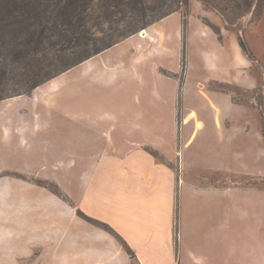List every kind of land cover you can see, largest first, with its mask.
<instances>
[{
	"label": "crops",
	"instance_id": "1",
	"mask_svg": "<svg viewBox=\"0 0 264 264\" xmlns=\"http://www.w3.org/2000/svg\"><path fill=\"white\" fill-rule=\"evenodd\" d=\"M171 16L0 104V264H264V214H236V204L184 214L183 201L186 157L202 134L244 177L263 164L260 108L201 85L252 91L264 72L239 37L222 40L200 22L201 66L186 52L181 79L184 40L180 25L168 33ZM258 40L259 51L250 44L264 65V32ZM195 98L203 108L187 113ZM202 188L243 186L218 177Z\"/></svg>",
	"mask_w": 264,
	"mask_h": 264
},
{
	"label": "rangeland",
	"instance_id": "2",
	"mask_svg": "<svg viewBox=\"0 0 264 264\" xmlns=\"http://www.w3.org/2000/svg\"><path fill=\"white\" fill-rule=\"evenodd\" d=\"M102 1L82 2V7L72 10L68 21L59 19L55 22L52 20L34 22L26 19L25 9L21 6L20 0H0V104L6 99L25 95L37 83L67 70L95 51L109 44L121 42L128 34V28H135L136 34H142L143 21L137 13L134 14L130 10L119 12L117 9H107L101 4ZM206 1L207 4L201 0H190L188 6H181L178 9L149 1L151 10L148 11V20L172 12L171 15L178 14L167 17L171 16V28L168 33L174 36L176 25H180L184 40L185 50L179 77L184 79L187 69L186 52L193 53L195 65L201 66L199 58L194 54L202 42L199 37L200 22L207 25L222 40L242 37L254 56L255 71L263 73L264 65L256 57L250 43H253L257 51L260 50L258 37L264 32V0ZM87 2L88 4H85ZM33 7L37 12L42 13L45 10L37 3L33 4ZM54 9V5H49L47 15L53 16ZM169 62L173 64L172 60ZM262 78L261 86L252 91L214 81L201 87L205 92L231 93L237 102L259 107L264 117V75ZM203 97L208 99L205 95ZM187 105L189 106L187 113L192 109L199 111L203 108L201 107L203 102L199 98L190 100ZM177 109V116L181 118L183 109L181 96L177 100ZM0 114H5L3 106ZM188 118L195 119V133L202 128L198 125L195 112ZM214 139L213 135L204 137L202 134L196 137L193 147L188 152L186 158L190 166L189 187H185L183 191L184 214H226L225 211L235 210L232 208L235 204L236 214H264V161L262 165L257 166L258 168L251 170L252 174L245 173L248 176L244 177L240 161L236 160L235 164L228 158L230 157L228 154L216 152L215 147L210 144ZM4 159L5 156L0 155V164H4ZM7 173H1L0 177ZM45 173H53V170L46 169ZM218 177L222 183L236 179L243 188L227 192L202 188L203 185H213ZM226 178L228 179L224 180ZM39 182L51 193L66 199L64 193L51 180Z\"/></svg>",
	"mask_w": 264,
	"mask_h": 264
},
{
	"label": "trees",
	"instance_id": "3",
	"mask_svg": "<svg viewBox=\"0 0 264 264\" xmlns=\"http://www.w3.org/2000/svg\"><path fill=\"white\" fill-rule=\"evenodd\" d=\"M86 1V0H85ZM84 0H20V4L21 6H23V8L25 9V15H26V19L27 20H31L34 22H42V21H57L59 19L61 20H65L68 21L71 18L72 15V10H76L78 8H80V6L82 7V2H85ZM88 1V0H87ZM91 2H94L96 0H89ZM149 1L152 2H156L161 6H168V7H176L177 9L180 8L181 6H188L189 5V1L190 0H103L102 1V5L103 7L109 9H117L119 12L125 11V10H130L132 13H137V15H139V17H141L143 24L141 25L142 29H147L149 26L155 24L156 22L166 18L167 16L171 15L170 14H166L164 16H161L159 18H155L152 17L151 19H147L148 15V11L151 10V7H149ZM204 4H207L206 0H201ZM37 3L39 5V7H44V11L41 12H37L36 8L33 7V4ZM79 4V5H78ZM85 4H88L85 3ZM49 5H54L55 9L53 11V16H48L47 15V8L49 7ZM176 12V10L174 11ZM48 16V17H47ZM137 29L135 28H128V34L126 36H124L123 40L136 34ZM120 42V41H119ZM112 43L109 44L107 46H105L104 48L95 51L93 54L87 56L85 59L74 63L72 66H70L67 70L57 74L56 76H52L47 78V80L37 83L35 86H33L30 90H28L26 92L30 93L31 91L35 90L38 86L42 85L43 83L59 76L60 74L70 70L71 68L80 65L81 63L87 61L88 59L100 54L101 52L111 48L112 46H114L115 44L119 43ZM239 44L241 46V48L244 50V52L252 59H254L253 54L251 53L250 49L248 48L245 40L242 37H239ZM104 226H106L104 224Z\"/></svg>",
	"mask_w": 264,
	"mask_h": 264
},
{
	"label": "bare ground",
	"instance_id": "4",
	"mask_svg": "<svg viewBox=\"0 0 264 264\" xmlns=\"http://www.w3.org/2000/svg\"><path fill=\"white\" fill-rule=\"evenodd\" d=\"M146 33H147V32L144 30V31L142 32V35H143V36H145V35H146Z\"/></svg>",
	"mask_w": 264,
	"mask_h": 264
},
{
	"label": "water",
	"instance_id": "5",
	"mask_svg": "<svg viewBox=\"0 0 264 264\" xmlns=\"http://www.w3.org/2000/svg\"><path fill=\"white\" fill-rule=\"evenodd\" d=\"M143 30H145V29H143Z\"/></svg>",
	"mask_w": 264,
	"mask_h": 264
}]
</instances>
